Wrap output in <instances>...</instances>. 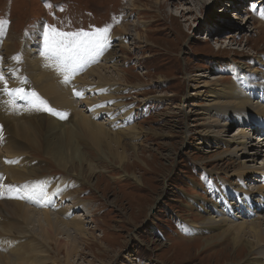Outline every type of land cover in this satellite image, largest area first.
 <instances>
[{"label":"rangeland","instance_id":"obj_1","mask_svg":"<svg viewBox=\"0 0 264 264\" xmlns=\"http://www.w3.org/2000/svg\"><path fill=\"white\" fill-rule=\"evenodd\" d=\"M257 2L261 7L251 10L252 4ZM84 8L91 12L85 14ZM124 15L127 20H108ZM263 15L264 0H0V31L3 33L0 36V74L4 77L3 86L0 85V108L7 109L18 122L35 114L43 122L45 118L51 120L44 126L45 140H37V144L42 146L43 143L44 147L32 144L28 148L31 150L28 160L33 162V167H39L41 173L12 186H17L29 206L41 210L44 202L51 198L56 206H48L52 212H63L73 205L75 209L69 211V218L77 216L88 220L85 228H88L90 238L79 239V254L70 259L73 264H256L264 261L256 256L259 251L252 254L244 244L235 246V233L231 237L220 236L228 227L224 223L205 230L193 227L212 214V210H205L212 203L221 207V212L233 206L232 219L238 224L264 217L261 195L254 194L256 204L249 201L252 207L245 210V215L249 214L251 218L244 216L240 201L239 205L232 196L238 193L235 190H241L242 182H248L246 192L264 187L263 177L252 176L244 182L245 177L230 175L244 164L246 170H251L249 175L263 166L264 151L257 155L259 151L254 149L255 145L251 149L249 145L259 142L258 137L251 136L254 142L248 137L252 130L258 134V129L256 131L254 125L251 129L247 127L253 118L243 113L254 105L259 95L246 93L244 99L250 104L238 107L239 110L227 102L233 99L229 93L217 97L221 103L226 102L223 108L219 104L209 107L211 103L207 101L212 99V92L220 94V91L214 86H202L203 81H214L216 77L221 79L222 85L235 82L240 86L230 74L239 67L242 74L249 71L251 77H255L251 87L264 94ZM105 21L106 26L117 28L118 25L128 34L115 40L107 35L103 50L85 53L83 57H86L74 68L66 67L45 47V32H48L49 42L56 38L49 26H55L60 32L76 33L85 29L88 23ZM125 26L132 29L130 34ZM94 28L98 26L83 31L91 33ZM9 36L12 41H18L12 45L14 51L11 53L3 47ZM25 49L32 50V55L40 60L45 58L46 72L41 64L40 69L31 70ZM110 51L112 54L106 57L113 58L112 64L118 62L122 78L115 72L110 75L122 84L111 83L108 93L131 109L127 112H131L132 120L119 129L113 128L109 120L104 123L105 114L98 121L114 132L134 123L140 130L138 139L122 135L128 144L125 147L129 157L120 162L115 159L118 156L104 146L101 150L85 140L78 141L79 136L75 138L78 149L87 157L88 164L83 165L84 171L80 169L79 174L72 171L70 165L69 171L61 170L50 157L51 149L56 151L62 140L53 121L70 120L66 126L58 127L60 132L68 126L73 127L76 117L66 103L56 106L57 95L52 97L37 88L32 78L40 72L52 75L53 81L49 82L56 85V91L70 96V102L81 113L91 116L92 110L86 111L80 101L89 104L91 92H86L87 87H99L98 82L82 84L78 80L84 76V71L103 62L97 57L98 53L108 55ZM5 66L12 67L11 76L5 72ZM6 88L23 89L26 98L9 93ZM34 92L35 96H32ZM76 92L81 93L77 95ZM102 93L108 94L100 90L94 94L95 98ZM1 119L0 134L4 136L5 128L14 130L16 124H12L14 120L4 124V118ZM240 129H244L246 135L239 136V140H247L245 143L251 152L236 150L233 155L225 156L229 147L236 144L235 137L227 138L228 135ZM15 136L14 132L0 144V152L6 153ZM135 153H139V157L134 156ZM6 155L2 162L9 166L11 158L16 160V156ZM90 164L95 167L94 173L87 169ZM219 184L221 188L218 189ZM223 184L227 191L222 189ZM4 195L0 192V204L6 201ZM51 245L50 249L54 242ZM55 253L58 254L54 250L48 252L52 256ZM56 256L61 259L60 263L68 264L65 250Z\"/></svg>","mask_w":264,"mask_h":264},{"label":"bare ground","instance_id":"obj_2","mask_svg":"<svg viewBox=\"0 0 264 264\" xmlns=\"http://www.w3.org/2000/svg\"><path fill=\"white\" fill-rule=\"evenodd\" d=\"M253 1H257V0H253ZM258 4H259L258 2L253 3L251 6V9H253V8L257 9L259 7ZM121 27L124 28V25H122ZM125 29H127L126 26H125ZM128 31L130 34L132 29L130 28ZM115 32L117 35L121 34L122 36L128 34L125 31L120 30L119 27L115 28ZM109 33H110V31L107 33V35ZM2 34L3 33L0 31V36ZM116 34H114L113 37L114 36L116 37L117 36ZM122 36H121V38H122ZM136 36L139 37V34H137ZM203 38H207V37H203ZM6 39L7 40L4 43L3 47L6 50V52L11 53L14 51L12 45L15 42L18 43V41L15 38H14L15 40L12 41L11 40V39H13L12 36H9ZM123 41H124V39H123ZM23 51H24L25 56L28 55L27 59L30 63L31 70H34V71L38 70L41 68V65H43V69L46 72L45 66L47 67V64L45 65V63H44L46 61L45 58H42L41 60L39 58H36L35 55H32V50L29 51V50L25 49ZM39 53L42 54L41 52H39ZM111 54H112V51H110V53L107 56H110ZM30 55H31V57H30ZM94 58L92 57V59H94ZM108 58L109 57H104L102 63L100 62L96 66L91 67V69L89 71H87V73L82 78L80 77V79L78 80V82H80L82 84H90L89 82H98L99 87L94 88L95 86H93L90 88L89 92H92V91L98 92V89L107 90L106 86L110 87L111 83L122 84L121 80L116 79L117 77L113 78V76L110 75V74L115 72L119 76V78H122V76L120 74V69L117 65L118 62L112 64V62L110 60L113 58L112 57H111V59H108ZM4 68L3 69L5 70V72L8 75L11 76L13 74L12 67L5 66ZM65 70H66V68H65ZM3 74H4V72H3ZM230 74H233V77H234L233 79L240 86H237V84L235 82H233L231 85H227V84L222 85L220 83L221 79L217 80L218 77H216V76H215L216 78L213 77L215 80L212 79L214 81H207V80L203 81L202 86H214L215 88H218V90L220 91V94L218 91L212 92L213 93L211 96L212 99L207 101L208 103H211V104H209V107H214V106H217L219 104V105H222L221 108H223L224 105L226 104V102L222 101L224 103H221L219 101L220 99H218L217 97L221 96L222 94L229 93L230 95H233L232 96L233 99L227 100V102L233 103L236 106L237 110H239L238 107L246 106V105L250 104V102L247 99H244V95L246 93L248 95H250L252 93H256L259 95L258 100H254V102H253L254 105L251 106L250 108H248L247 110L243 111V113L246 114V116L249 115V117L253 118L251 123L249 122L250 125L248 124V126H247L248 128L251 129V127L254 125V119L256 117H258V119H261V121H262L261 124L264 125V114H263L264 113V94L261 95L262 90H259V89L257 90L256 87H253V88L251 87V86H253V80L250 79L251 74L249 71H245V74H242V69L238 67L237 69H234L233 71H231ZM54 75H56V74H54ZM252 75H255V72L252 73ZM91 76L95 77V79L93 77H92V79H90ZM23 78H25V77H23ZM32 79L35 80L34 83H36L38 85L37 88H39L40 90L45 91L50 96H52L53 94L57 95V97L54 99L56 106L62 104V102L66 103V105L69 107V110L74 114V117H76L75 122L73 123V124H75V123L76 124L73 127L68 126V127H66V129H63L60 132L58 131V127L60 125L66 126L67 124H69L70 120H68L67 122H63V123H60L58 121H53V123L56 124V126H55L56 130H57L56 133H57V135L61 136L60 139H62V140L60 141V144L56 147V151L51 149L50 152H52L53 154L50 157L53 159V161H55V163L59 167H61L60 168L61 170H68L69 171L68 166L70 165L73 168L72 171L79 174L80 173L79 170L84 168L83 165L85 163L88 164L87 163V157L83 153H81L78 149L79 144H78L77 140L79 141L80 139L85 140L86 142H90L92 145H94L95 147H99L101 150H102V146H104L105 147L104 149H106L110 153H113L114 155L118 156V157H115V159H118L120 162H124L125 159L127 157H129L128 153L126 152V147H125V145H128V144L124 142L122 135L127 134L132 139H134V138L138 139V136L140 134V130H138V126H136L134 123L130 124V125L128 124L129 126L126 127L125 129L114 132V131H111L110 128L106 127V125L103 122H99L98 120H96V118L99 115H101L102 113H105V115L112 120L113 125L115 126L117 122L127 118L123 115L124 114L129 115V114H131V112H127V110H126L125 113H122L124 111V108H123L121 102H118V100L116 98H114L111 94H107V95L101 94L99 96L98 100L92 99L89 101V104H88V102L81 100L82 102L87 103V106L93 104V107H92L93 108L92 109L93 115L90 116V115H87L85 113H81L82 111L79 110V108L77 106H75L74 103L70 102V98H71L70 96H66V94L64 92L56 91V85H52L51 82H49V81H53L52 75H49L48 73L46 74L44 72H40L38 75L34 76ZM7 80H8V78H7ZM8 81H10V80H8ZM19 81H18V83H19ZM85 81H87V82H85ZM0 85L3 86L2 80H0ZM110 88H112V87H110ZM73 90H74V88H73ZM30 102H29V104H30ZM106 102H111V104H113V106L111 108L106 107V105H105ZM26 103H27V101H26ZM0 107H2V106H0ZM13 111H14V109H13ZM262 111H263V113H262ZM16 115H17V112H16ZM37 115H38V113H37ZM34 116H32V118H26V121H24V122H18L17 121L18 119L15 121V118H13L15 116L11 115L7 111V109L0 108V120H2L1 118H4V121H5L4 124L14 120V123H12V124L13 125L16 124V127H14L15 131L12 130V128H5L4 136L2 134H0V144L3 141H6V139L8 138V136L10 134L13 135V133L15 132V135H16L15 141L13 143H11L10 145H8L9 148L7 149L6 153H5V151L0 152V192L3 193V195L5 194L4 197L6 198V201H4L3 203L0 204V264H48L50 262H53L55 264H62V263H60L61 259H58V257L56 256L62 250L66 251V259H67L68 264H73V262H71L70 259L73 258L74 256H76L77 254H79V247L77 246L79 243V239H81V238L89 239L90 238L89 230H88V228H85L86 221H88V220H86V219L84 220L83 218H80L77 216H75L73 218H69L70 217L69 211L72 208L75 209V206H73V205L72 206L69 205V207L63 209L64 210L63 212H61L59 210H57L56 212H52V210L48 209V206L51 205V206H53V208H56V206L54 205V202L52 201L51 198H48L44 202V204H43L44 208L41 210H38L32 206H29L26 204L25 199L23 198L24 196L22 197L20 195L21 193L19 194V192L17 190V186L16 185L12 186V184H15V182H20V181L22 182V181L31 179V177L37 176L36 174H38L39 172L41 173V170L39 169V167H33V162L28 160V155L30 154L29 152L31 151V150L29 151L28 148L32 144L33 145L36 144V146H38L40 148L44 147L43 143H41L42 146L38 145L37 140H40V141L45 140V139H43V135H45L43 132L44 126H46L51 120L43 117L46 119V121H45L46 123H45L42 120H38L36 117V114ZM56 118H58V117H56ZM33 119H35V120H33ZM120 124L121 123L119 122L117 125H120ZM217 124H220V123H217ZM223 124H225V123L223 122ZM1 125H2V129H3V124L1 123ZM78 127H80V129L77 131L76 128H78ZM254 127H255V130H257V127L255 125H254ZM74 130L77 131V137L74 134L75 133ZM210 133H213V132L210 131ZM243 134H245V130L240 129L239 132H234L232 135H228L227 138L235 137V139L233 141L236 144L229 147L230 150L228 149V152H226L225 156L233 155L234 152H236V150H243L244 152H249V153L251 152V151H248L249 146L245 143L247 140H245V141L239 140L240 139L239 136L242 137ZM257 135L258 134H255V135L253 134L254 137H252V138H257L258 137ZM251 136H252L251 134H250V136H248L249 140L251 139V141L254 142L253 140H255V139H252ZM78 137H79V139L76 140L75 138H78ZM261 139L262 138H260L259 140H261ZM256 143L260 146H256L257 144H251V143H249V145H250V149H251V147H253V145H255L254 149H257V151H259V153H257V155H258V154L262 153V151H264L263 150L264 149V140L260 141V142L256 141ZM4 144H6V142ZM134 145H135V143H134ZM48 149H50V148H48ZM67 150H69L68 153H67ZM97 151L99 153H101V151H99V150H97ZM134 151L136 152V150H134ZM6 154H10V155L12 154V155L16 156L15 157L16 160H13V158H11V160H10V158L7 157V160H10L9 166H8V163L4 165L3 164L4 162H2L3 161L2 157L5 159L7 156ZM138 154L139 153H135L134 156L139 157ZM17 162H20V165H18ZM262 163H263L262 164L263 166L259 167V169H256L255 172L252 173L251 175H249V172L251 170L245 169L246 164H244V167L237 168V170L234 171L230 175H235V176L240 175V177H245V178H243L244 182L247 181L248 179L250 180L252 176H259V177H263V179H264V161ZM87 169L90 173L95 172V167L92 164L88 165ZM82 170L84 171V169H82ZM245 175H247V177ZM226 176H228V175L226 174ZM246 178H247V180H246ZM225 184L222 185V187H223L222 189L226 190L227 187ZM219 185H220V187H218V189L221 188V184H219ZM9 186H11V187H9ZM247 186H248V182H246L244 184L242 182L241 186L239 187V189H241V190H235L239 194L237 193V194L232 195L233 198L237 199L235 202L238 201V204H239V201H240V204L242 207L241 210H242V212H244V216H246L245 210L247 208L249 209L250 207H252V203L256 204V202L254 201V198H253L254 194L261 195L262 200L260 201V203L264 205V187L260 186L257 188V190L254 189V191L246 192V188H248ZM63 192H65V191H63ZM62 195H64V198H65V194H62ZM223 196L226 197L227 195H223ZM228 198H230V197H228ZM8 200H10V201H8ZM241 201H242V203H241ZM249 201H252V203L250 204ZM229 204H232V203L230 202ZM209 207L210 208H207L205 210H206V212H210V210H212V214H210V216H208L206 221L196 223L197 225L193 226L195 228V230H198V229H200V230L204 229L205 230L212 225L220 226L224 223L228 227L224 231L221 232L220 236L231 237V235H233V233H235L234 237H233L235 246H238V245L240 246L241 244H244L249 248V250L252 254L257 253L259 251V254L256 256L264 259V217H259V219L255 220V221L251 220L252 222L243 221V222H240L238 224V223H235V221L232 219V217H234L233 206H232V208L228 207L226 209V212L225 211L221 212V207L219 209L218 205L213 204V203L211 205H209ZM40 208H42V207L40 206ZM224 208H225V206H224ZM239 209H240V206H239ZM259 209H262V208H258L257 210H259ZM231 211H232V215L230 214ZM224 215H226V216H224ZM246 217L251 218V215L248 214V216H246ZM192 232L193 231H191V233ZM87 236H89V238ZM91 237H92V235H91ZM53 242H54V247L50 249V247H52L51 243L53 244ZM51 250H54L55 252L57 251L58 254L55 253L56 255H53V256L49 255L48 252H50ZM64 264H66V263H64ZM256 264H264V261L259 262V263L257 262Z\"/></svg>","mask_w":264,"mask_h":264},{"label":"snow or ice","instance_id":"obj_3","mask_svg":"<svg viewBox=\"0 0 264 264\" xmlns=\"http://www.w3.org/2000/svg\"><path fill=\"white\" fill-rule=\"evenodd\" d=\"M49 28L51 32L56 34V38L49 42L48 32L44 33L45 47L47 51L51 55L59 57L66 67L74 68L76 63L83 59L85 53L99 52L103 50L110 26L97 29L92 33L84 32L83 30L76 33H65L58 31L55 26H49ZM3 79V75L0 74V80ZM65 79L67 80V77ZM5 90L9 93H16L21 98H26L24 97L23 89L6 88ZM79 94L80 93H77V95ZM32 95L35 96V93ZM48 110L51 111V109ZM28 198L33 197L29 196Z\"/></svg>","mask_w":264,"mask_h":264}]
</instances>
